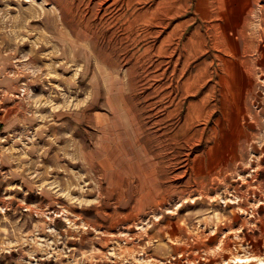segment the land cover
Returning <instances> with one entry per match:
<instances>
[{
  "label": "rangeland",
  "instance_id": "374dc122",
  "mask_svg": "<svg viewBox=\"0 0 264 264\" xmlns=\"http://www.w3.org/2000/svg\"><path fill=\"white\" fill-rule=\"evenodd\" d=\"M190 2L0 0V264H264V57Z\"/></svg>",
  "mask_w": 264,
  "mask_h": 264
},
{
  "label": "crops",
  "instance_id": "0c3cea01",
  "mask_svg": "<svg viewBox=\"0 0 264 264\" xmlns=\"http://www.w3.org/2000/svg\"><path fill=\"white\" fill-rule=\"evenodd\" d=\"M187 12L191 13L186 17L188 25L196 27L191 34L198 37V42L212 38L224 44L221 49L231 44L235 49L229 51L236 58L256 52L259 58L264 57V0H194L188 4ZM260 72L264 74L263 69Z\"/></svg>",
  "mask_w": 264,
  "mask_h": 264
}]
</instances>
